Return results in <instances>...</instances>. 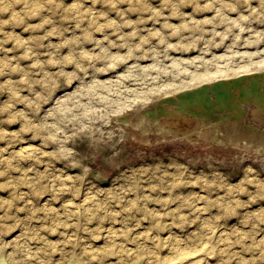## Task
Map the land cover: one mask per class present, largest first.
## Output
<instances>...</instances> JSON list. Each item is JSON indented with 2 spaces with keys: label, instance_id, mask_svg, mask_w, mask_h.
<instances>
[{
  "label": "rangeland",
  "instance_id": "rangeland-1",
  "mask_svg": "<svg viewBox=\"0 0 264 264\" xmlns=\"http://www.w3.org/2000/svg\"><path fill=\"white\" fill-rule=\"evenodd\" d=\"M203 85L264 123V0H0V258L264 264V155L112 123Z\"/></svg>",
  "mask_w": 264,
  "mask_h": 264
},
{
  "label": "bare ground",
  "instance_id": "bare-ground-1",
  "mask_svg": "<svg viewBox=\"0 0 264 264\" xmlns=\"http://www.w3.org/2000/svg\"><path fill=\"white\" fill-rule=\"evenodd\" d=\"M199 73V72H197ZM203 76V75H202ZM255 76V75H254ZM261 77V76H260ZM222 78V77H221ZM208 79V78H207ZM213 79V78H212ZM219 79V78H218ZM217 79V80H218ZM232 79V78H230ZM204 80V79H203ZM215 80V81H217ZM210 82H212L211 80H209ZM208 81V82H209ZM207 82V81H205ZM207 82V83H208ZM218 83V82H216ZM215 83V85H216ZM214 84V83H213ZM246 84V83H245ZM9 85V84H8ZM212 85V84H210ZM215 85L213 87H215ZM230 85V84H229ZM234 85V84H233ZM248 85V83H247ZM11 86V85H10ZM222 86V85H221ZM232 86V85H231ZM12 87V86H11ZM211 87V86H210ZM213 87L211 90H213ZM217 87V86H216ZM249 87V86H248ZM220 88V86H219ZM234 89V88H233ZM192 90V89H191ZM209 90V91H211ZM214 90H220L218 88H215ZM223 90V89H222ZM224 91V90H223ZM227 91V90H226ZM215 92V91H214ZM222 92V91H221ZM221 92H218L220 94L223 95V93ZM213 93V91H212ZM217 93V92H216ZM176 94V93H175ZM208 94V93H207ZM220 94H217V95H220ZM225 94V93H224ZM226 95V94H225ZM228 95V94H227ZM224 96V95H223ZM209 97V96H208ZM207 97L206 95V92H203V91H200V90H196L192 93H190L189 95H185V96H181V97H176L177 98V101L179 102H188V106L190 105L192 107L193 103L195 102L196 98L197 100H199L200 102L204 103V102H208L209 101V98ZM212 97V96H211ZM218 97V96H217ZM225 97V96H224ZM223 97V98H224ZM219 98V97H218ZM227 98V97H226ZM252 98V97H251ZM211 99V98H210ZM220 99V98H219ZM208 100V101H207ZM217 100V99H216ZM253 100V99H252ZM211 101V100H210ZM253 102V101H252ZM242 103V102H241ZM179 104L178 107H180V103H177ZM183 104V103H182ZM212 106L213 104L210 103ZM227 104V103H225ZM231 104V103H230ZM229 104V105H230ZM245 104V103H244ZM244 104H241V105H244ZM170 104H168L169 106ZM208 105V104H207ZM210 105V107H211ZM253 105V104H252ZM165 105H161L160 107L162 108V110L164 112H166L167 114H170L172 115V117H168V118H165V116H159L157 117L156 115H148L147 114H144V113H139L138 116H135V111L132 112L130 115L126 116V120L130 121L131 122V125L133 127V131H132V135L133 137L141 140V141H146V142H150L151 140H155L158 137V135H155V132L159 133V134H163L162 133V130L166 125L168 124H172L174 126H178V128H180V124L183 126L186 122V119L187 117H183V116H179L177 115L176 113L173 112L172 109H175L176 108V105L172 104L170 105V108H167V107H164ZM232 106H233V103H232ZM237 106V105H235ZM148 108V107H147ZM159 108V107H158ZM213 108V107H211ZM229 108V107H228ZM245 108V107H244ZM247 108V107H246ZM215 109V108H214ZM239 109V107H238ZM137 111V110H136ZM241 111V109H240ZM240 111H237V112H240ZM216 112V111H215ZM221 112V111H220ZM219 112V113H220ZM252 112V111H251ZM228 113V112H226ZM233 113V112H232ZM246 113H248V111H246ZM126 114V113H125ZM223 114V113H222ZM225 115H222V117H224ZM241 116V115H240ZM238 117L237 113L233 116V115H226V117H228V119L224 120L223 118H220V121H215L214 119L213 120H207V122H205V124H203V122H198V123H195V118L191 119L192 121V128L195 129L197 132H199L198 135L202 134L203 136L205 135H208V137H210L209 135H212V136H215L216 135V138H218L219 141H222L223 143L225 144H238L239 142H241V144H243L244 140L247 141V144L252 146L253 148H257V149H260L262 151H264V128L262 129L261 127H264V123H261L260 121H256L255 118H253L251 116V114H247L246 117ZM255 116V115H254ZM221 117V116H220ZM262 117V116H261ZM219 118V117H218ZM217 118V119H218ZM190 119V118H189ZM223 119V121H221ZM264 119V118H263ZM185 120V121H183ZM215 121V122H213ZM230 121L233 122L230 123ZM235 121V122H234ZM264 121V120H263ZM225 122H229L230 125H232L231 127L229 128H225L223 126V123ZM208 123H211L208 125ZM208 126H207V125ZM131 127V128H132ZM189 127V126H188ZM191 127V126H190ZM225 129V130H224ZM161 130V131H159ZM213 146V145H212ZM22 147V146H21ZM24 147V146H23ZM27 147V146H26ZM24 147V148H26ZM23 148V149H24ZM20 149V147H19ZM28 149L30 150L31 148L28 147ZM28 149H26V151H28ZM34 149V148H33ZM21 151V149L19 150ZM25 151V150H24ZM33 151V150H32ZM30 152V151H29ZM31 153V152H30ZM29 153V154H30ZM84 203V202H83ZM85 204V203H84ZM219 226V225H218ZM212 227V226H211ZM216 227V226H215ZM220 227V226H219ZM211 230V229H210ZM216 232V231H215ZM214 232V233H215ZM110 238V236H109ZM203 245V243L201 244ZM177 246V245H176ZM206 246V245H205ZM179 247V246H178ZM181 247V246H180ZM179 247V248H180ZM190 247V246H189ZM195 247V245L193 246ZM192 247V248H193ZM197 247V246H196ZM200 247V246H199ZM207 247V246H206ZM205 247V249H206ZM188 248V247H187ZM186 248V249H187ZM208 248V247H207ZM191 248H189L190 250ZM194 249V248H193ZM210 249V248H209ZM172 250V249H171ZM174 250V248H173ZM181 250V248H180ZM184 250V249H183ZM181 250L182 252L179 253L181 254V259L184 260V261H189L190 257L194 256L192 255L191 256V252H187V251H183ZM197 252H199L200 250L199 249H196ZM208 250V249H207ZM202 251V249H201ZM175 252V251H174ZM172 252V253H174ZM180 252V251H179ZM178 253V252H177ZM193 253V252H192ZM206 254V253H205ZM208 254V253H207ZM197 255H199V253H197ZM202 255V254H200ZM204 255V254H203ZM169 257V256H168ZM172 257V256H171ZM196 257V258H195ZM194 257V260L197 259V257L199 256H195ZM176 258V257H175ZM179 258V257H178ZM177 258V259H178ZM164 259V258H163ZM180 259V258H179ZM178 259V260H179ZM193 259V257H192ZM201 259V257H200ZM178 260L176 262H178ZM192 260V261H194ZM165 261V259H164ZM163 261V262H164ZM175 261V260H174ZM168 262L166 264H176L175 262ZM183 261V262H184ZM191 261V262H192ZM203 261V259H202ZM154 262V261H153ZM160 262H161V259H160ZM195 262V261H194ZM148 263V262H147ZM152 263V262H151ZM155 263V262H154ZM180 263V260L179 262ZM0 264H6L4 259L3 258H0ZM163 264V263H162ZM187 264V263H186ZM194 264V263H193ZM200 264V263H199Z\"/></svg>",
  "mask_w": 264,
  "mask_h": 264
},
{
  "label": "water",
  "instance_id": "water-1",
  "mask_svg": "<svg viewBox=\"0 0 264 264\" xmlns=\"http://www.w3.org/2000/svg\"><path fill=\"white\" fill-rule=\"evenodd\" d=\"M207 86L203 85V86L196 88V89L183 91L182 93H180L176 97H181L182 95L183 96L189 95L190 93H192L196 90L206 92V95H207V92L211 88L210 86H208V87ZM166 102L180 103V107H178V109H177L179 113H176V114L179 115L181 113H185V116L187 117V119H186L187 125L191 124V121H192L191 119H193V118H195V123L203 122V124H205V122H207V120H210V119L213 120L214 119V120L220 121V118H223L224 120H226V119H228V117H226V115L229 116V114H226V113L221 114L218 112H214L213 109H211V107L207 106V102L202 103L199 100H197V98L191 107L190 105L188 106V102H179V101H177V98H171V97L166 98V99H162V100H158L156 102H152L148 105L149 106L148 108L145 107L143 109H138L137 111H135L134 115L138 116V114L141 112V113H144L147 115H148V113H149V115L153 114V115H156L157 117L163 116V115L165 116V118L172 117V115L167 114L160 107L163 103H166ZM127 115L115 117L112 120V123H120L122 125H125L126 127H128L129 132H131L132 128L130 125V121L126 120ZM222 115H225V116L222 117ZM240 117H243V116H240ZM223 119L221 121H223ZM183 121H185V120H183ZM230 123L233 124L232 121H230ZM230 123L225 122V123H223V126L225 128H229L232 126V125H230ZM161 130H162L163 134H159V133L155 132V135H158L159 138H157L155 140H151L148 143H141L137 139H134L130 133H129V135H130V138L137 145L142 146V147L156 146V145H159L165 141L187 142L190 144H196V143L201 141V142L205 143V145H213V146H216L219 148H226V149L227 148H233V149H238V150L244 149L250 153H256V154L260 153V154L264 155V151L257 149V148H253L252 146L248 145L246 140H244L243 144H241V142H239L238 144H225L222 141H219L218 138H216V135L215 136L209 135L210 137H208V135H205V136H203L202 134L198 135L199 132H197L193 128H190V127H187L185 129L184 128H178V126H174L172 124L166 125ZM161 130H159V131H161Z\"/></svg>",
  "mask_w": 264,
  "mask_h": 264
}]
</instances>
